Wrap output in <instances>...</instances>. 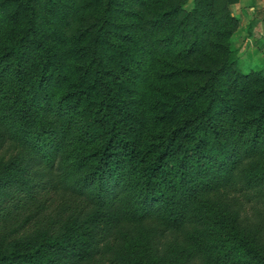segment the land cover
Returning a JSON list of instances; mask_svg holds the SVG:
<instances>
[{"label": "trees", "instance_id": "obj_1", "mask_svg": "<svg viewBox=\"0 0 264 264\" xmlns=\"http://www.w3.org/2000/svg\"><path fill=\"white\" fill-rule=\"evenodd\" d=\"M235 1L0 0V264H264Z\"/></svg>", "mask_w": 264, "mask_h": 264}, {"label": "crops", "instance_id": "obj_2", "mask_svg": "<svg viewBox=\"0 0 264 264\" xmlns=\"http://www.w3.org/2000/svg\"><path fill=\"white\" fill-rule=\"evenodd\" d=\"M232 14L238 21L234 38L240 51H246L251 58L264 57V0H236ZM264 60V59H263Z\"/></svg>", "mask_w": 264, "mask_h": 264}, {"label": "rangeland", "instance_id": "obj_3", "mask_svg": "<svg viewBox=\"0 0 264 264\" xmlns=\"http://www.w3.org/2000/svg\"><path fill=\"white\" fill-rule=\"evenodd\" d=\"M236 32L234 33V35L236 34ZM234 35L232 37V49L234 51V56L238 62V66L240 70L243 73H247L250 71H255V70L257 71V70L264 68V60H263L264 57L262 58L261 55H257L255 56L256 58H251L250 54H247L246 51L245 52L240 51L239 50L240 48L238 46V40L237 38H234Z\"/></svg>", "mask_w": 264, "mask_h": 264}]
</instances>
